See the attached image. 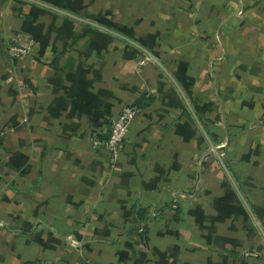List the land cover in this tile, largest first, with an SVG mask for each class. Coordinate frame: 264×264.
<instances>
[{"label": "crops", "instance_id": "obj_1", "mask_svg": "<svg viewBox=\"0 0 264 264\" xmlns=\"http://www.w3.org/2000/svg\"><path fill=\"white\" fill-rule=\"evenodd\" d=\"M0 131V264H264V0H0Z\"/></svg>", "mask_w": 264, "mask_h": 264}, {"label": "built area", "instance_id": "obj_2", "mask_svg": "<svg viewBox=\"0 0 264 264\" xmlns=\"http://www.w3.org/2000/svg\"><path fill=\"white\" fill-rule=\"evenodd\" d=\"M35 47V41L31 37H24L22 42L10 45L8 52L12 56H22L31 53ZM136 104H127L122 107L119 114L114 118L108 138L104 141V147L108 151L111 167H116L120 152L124 147L129 134L131 121L139 112ZM0 131V143H1Z\"/></svg>", "mask_w": 264, "mask_h": 264}, {"label": "water", "instance_id": "obj_3", "mask_svg": "<svg viewBox=\"0 0 264 264\" xmlns=\"http://www.w3.org/2000/svg\"><path fill=\"white\" fill-rule=\"evenodd\" d=\"M148 53V55L154 60L156 61L159 65L162 66L161 62L157 59V57L155 55H153L152 53H150L149 51H146Z\"/></svg>", "mask_w": 264, "mask_h": 264}, {"label": "trees", "instance_id": "obj_4", "mask_svg": "<svg viewBox=\"0 0 264 264\" xmlns=\"http://www.w3.org/2000/svg\"><path fill=\"white\" fill-rule=\"evenodd\" d=\"M135 104V103H134ZM136 105H138V103H136Z\"/></svg>", "mask_w": 264, "mask_h": 264}]
</instances>
